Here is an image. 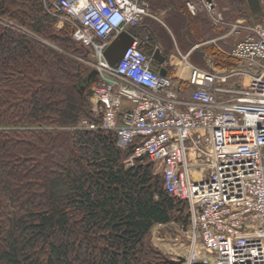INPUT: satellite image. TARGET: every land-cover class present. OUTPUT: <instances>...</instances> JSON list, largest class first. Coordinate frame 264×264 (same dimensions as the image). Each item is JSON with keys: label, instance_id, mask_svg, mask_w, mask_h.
I'll list each match as a JSON object with an SVG mask.
<instances>
[{"label": "trees", "instance_id": "trees-1", "mask_svg": "<svg viewBox=\"0 0 264 264\" xmlns=\"http://www.w3.org/2000/svg\"><path fill=\"white\" fill-rule=\"evenodd\" d=\"M188 45L215 35L186 0H143ZM225 19L264 16L261 0H215ZM247 19V18H246ZM144 21V20H143ZM143 21L133 33L149 35ZM43 0H0V264H167L150 240L157 223L189 224L188 204L171 197L148 157L124 161L90 105L87 50L57 28ZM211 28V29H210ZM182 39V40H183ZM205 53L227 64L213 45Z\"/></svg>", "mask_w": 264, "mask_h": 264}, {"label": "built area", "instance_id": "built-area-1", "mask_svg": "<svg viewBox=\"0 0 264 264\" xmlns=\"http://www.w3.org/2000/svg\"><path fill=\"white\" fill-rule=\"evenodd\" d=\"M43 1L57 28L70 25L71 38L87 50L82 60L97 72L90 105L100 122L83 119L73 128L113 132L117 146L133 149L125 166L148 157L163 176L164 190L188 204L185 229L169 222L151 230L161 244L162 229L187 232L185 252L167 258L183 256L181 264H264V18L252 25L226 21L215 0H186L190 15L203 13L216 27L227 23L228 33L239 38L228 53L231 66L203 70L188 63L192 90L183 95L178 79L159 74L164 61L158 65L152 57L159 47L144 52L149 35L133 33L145 17L155 16L143 0ZM123 31L133 41L110 65L104 51ZM243 76L245 86L239 82Z\"/></svg>", "mask_w": 264, "mask_h": 264}, {"label": "crops", "instance_id": "crops-1", "mask_svg": "<svg viewBox=\"0 0 264 264\" xmlns=\"http://www.w3.org/2000/svg\"><path fill=\"white\" fill-rule=\"evenodd\" d=\"M165 16L166 14H162L157 17H145L143 24L146 23L148 25V28L152 31L153 39L159 47L161 54L165 56L162 65H164L167 74L180 81V92L183 95H186L192 90V87L187 83V74L189 73L188 63L193 64L203 70L210 68L221 70L224 67L229 66L228 63L221 65L213 63L212 57L208 56L205 53L204 47L213 45L216 49L220 50L225 55L227 54L228 56V53L231 49H229L230 46L228 45V42H230L232 40V37L235 35H230L228 33L229 26L227 23L217 27L209 23L208 27L213 26L214 30H211V32H214L215 35L203 43H198L191 46L188 45L186 41L181 37L180 32L178 36V31L174 30L171 25L167 23L166 19H164ZM226 21L231 20L227 19ZM252 24V22H248L247 20H245L244 25ZM245 33L246 30H242L241 36ZM176 36L178 37L180 44L177 43ZM163 39L165 43L163 42ZM167 40H169V44ZM177 44L183 51H185L184 54L179 51ZM183 57H185V60L183 59ZM191 60L195 62L191 63ZM239 82L241 83V85L245 86L248 82V79L246 76H243L239 79ZM216 96L217 98L222 99L226 95H224L223 93H216Z\"/></svg>", "mask_w": 264, "mask_h": 264}, {"label": "rangeland", "instance_id": "rangeland-1", "mask_svg": "<svg viewBox=\"0 0 264 264\" xmlns=\"http://www.w3.org/2000/svg\"><path fill=\"white\" fill-rule=\"evenodd\" d=\"M262 5L264 6V0H262ZM223 10V9H222ZM247 18V19H246ZM264 16L263 17H259V18H254V17H245V18H236V19H244V20H247L248 22H252L253 24H257V23H260L262 20H263ZM236 19H233L231 21H234ZM64 24H60L59 27H62ZM176 40H177V43H179V39L178 37L176 36ZM238 40V36H233L232 37V40L230 42H228V45L230 46V48H232L233 44ZM168 41V44H169V40ZM163 42L165 43L164 39H163ZM177 44V46H178ZM178 49L179 51L184 54L185 51H183L180 46H178ZM228 53V51H227ZM225 55V54H224ZM227 56V54L225 55ZM80 60L84 63L85 61H83L82 57H79ZM84 58H88V57H84ZM91 58V56H90ZM218 60H216L215 58L213 59L212 58V62L213 63H216ZM194 63L195 61H192L191 60V63ZM226 62H228V64L232 63L233 61L229 60V59H226ZM87 65V64H86ZM159 235H162L165 237V240H164V243L161 244V243H157L156 242V239H152V234H151V237H150V240L151 242L157 247L159 248L163 254L165 255V257H169L170 253H180V254H183L186 250V246L188 244V235H187V232L185 230H180L179 227L177 226H173V227H170V228H166V229H162L159 231ZM168 247H172V248H175V251H171L170 250H166V248Z\"/></svg>", "mask_w": 264, "mask_h": 264}, {"label": "water", "instance_id": "water-1", "mask_svg": "<svg viewBox=\"0 0 264 264\" xmlns=\"http://www.w3.org/2000/svg\"><path fill=\"white\" fill-rule=\"evenodd\" d=\"M133 41L132 35L128 31L121 32L109 46L104 51V56L110 65H115L119 61L127 48L131 45ZM153 60L156 64H161L164 61V57L160 54L159 49H156L152 55ZM160 75H166V70L164 68L159 69ZM97 72L95 70H90L87 75L83 78V83H90L97 79ZM184 260L183 256H179L177 259L164 258V262L167 264H181Z\"/></svg>", "mask_w": 264, "mask_h": 264}, {"label": "flooded vegetation", "instance_id": "flooded-vegetation-1", "mask_svg": "<svg viewBox=\"0 0 264 264\" xmlns=\"http://www.w3.org/2000/svg\"><path fill=\"white\" fill-rule=\"evenodd\" d=\"M147 45H149V44H147ZM162 55V54H161ZM164 58H165V56L164 55H162Z\"/></svg>", "mask_w": 264, "mask_h": 264}]
</instances>
